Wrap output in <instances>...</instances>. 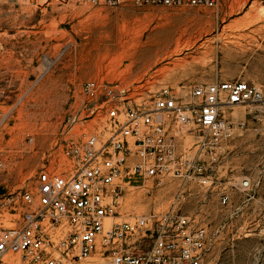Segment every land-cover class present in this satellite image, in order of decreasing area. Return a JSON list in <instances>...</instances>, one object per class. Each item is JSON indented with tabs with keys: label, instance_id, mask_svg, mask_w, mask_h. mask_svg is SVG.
<instances>
[{
	"label": "rangeland",
	"instance_id": "1",
	"mask_svg": "<svg viewBox=\"0 0 264 264\" xmlns=\"http://www.w3.org/2000/svg\"><path fill=\"white\" fill-rule=\"evenodd\" d=\"M88 81L102 85L99 96L82 95ZM222 81L255 87L263 101L221 108L226 136L216 146L192 125L177 135L206 164L205 183L129 187L117 221L173 208L206 230L203 264H264V0H218L214 9L0 0V193L35 195L40 171H73L65 148L91 132L84 115L106 89L118 97L108 107L150 108L164 88L188 102L189 88Z\"/></svg>",
	"mask_w": 264,
	"mask_h": 264
},
{
	"label": "built area",
	"instance_id": "2",
	"mask_svg": "<svg viewBox=\"0 0 264 264\" xmlns=\"http://www.w3.org/2000/svg\"><path fill=\"white\" fill-rule=\"evenodd\" d=\"M78 1L93 8L132 4L214 9L218 3ZM101 89V84L88 81L81 93L95 98ZM104 94L105 100L89 104L84 115L91 122V132L65 148L66 156L75 162L73 171H40L35 195L21 190L0 193V218L13 217L10 227H0V261L15 255L22 264L204 263V228L194 226L173 208L117 221L120 200L125 189L143 187L149 181L158 185L166 178L205 183L206 164L180 149L177 135L192 125L200 138L216 146L226 136L220 109L260 103L261 90L242 81L212 82L189 88V101L184 102L176 90L164 88L153 94L150 108L108 107L105 101L118 97L111 89ZM220 200L225 205L227 196Z\"/></svg>",
	"mask_w": 264,
	"mask_h": 264
},
{
	"label": "bare ground",
	"instance_id": "3",
	"mask_svg": "<svg viewBox=\"0 0 264 264\" xmlns=\"http://www.w3.org/2000/svg\"><path fill=\"white\" fill-rule=\"evenodd\" d=\"M164 37V36H163ZM162 37V38H163ZM163 44V43H162ZM164 45V47L167 45H165V44H163ZM173 45L175 46V50L172 52V54H177L180 50H178V41H175V43H173ZM187 46V45H186ZM185 46V47H186ZM167 47V46H166ZM188 47V46H187ZM158 61V60H157ZM156 61V62H157ZM181 64H183V61H181V62H178V63H175V64H173V66L174 67H176V66H180ZM3 260H5V259H3ZM93 261V260H92Z\"/></svg>",
	"mask_w": 264,
	"mask_h": 264
}]
</instances>
